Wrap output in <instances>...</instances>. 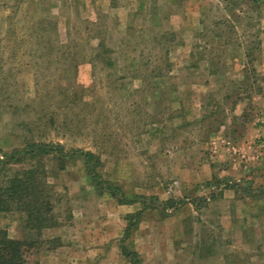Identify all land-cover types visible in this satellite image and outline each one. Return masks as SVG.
Masks as SVG:
<instances>
[{
	"label": "rangeland",
	"instance_id": "obj_1",
	"mask_svg": "<svg viewBox=\"0 0 264 264\" xmlns=\"http://www.w3.org/2000/svg\"><path fill=\"white\" fill-rule=\"evenodd\" d=\"M32 141L134 202L79 154L0 163L43 164L54 225L0 211L28 264H264V0H0V155Z\"/></svg>",
	"mask_w": 264,
	"mask_h": 264
},
{
	"label": "trees",
	"instance_id": "obj_2",
	"mask_svg": "<svg viewBox=\"0 0 264 264\" xmlns=\"http://www.w3.org/2000/svg\"><path fill=\"white\" fill-rule=\"evenodd\" d=\"M99 47L104 50L106 48L103 42L99 43ZM111 64V63H110ZM79 154L83 158L87 175L97 188H103L112 194L119 195L122 202L132 203V199L126 197L118 185L105 183L96 173V165L98 159L96 155L80 148L65 149L59 143L32 141L24 145L21 149H17L8 154L0 155V163L7 161H17L21 158H35L37 162H41L44 157L52 156L58 163V169H63V163L71 156ZM2 157L5 161H2ZM43 164L32 166L26 172L13 177H6L0 181V211L11 208L12 204H16V208L26 215V224L29 228H35L40 232L41 229L54 225L51 218L47 217L49 205L42 197L40 189L39 173ZM136 198H144L137 196ZM141 211L128 216L129 224L124 229L125 237H128L134 223L140 218ZM37 232V233H38ZM25 241L8 237L7 232L0 229V264H28L25 257ZM122 254L129 259L130 264L137 263V254L127 249L125 245H121Z\"/></svg>",
	"mask_w": 264,
	"mask_h": 264
},
{
	"label": "crops",
	"instance_id": "obj_3",
	"mask_svg": "<svg viewBox=\"0 0 264 264\" xmlns=\"http://www.w3.org/2000/svg\"><path fill=\"white\" fill-rule=\"evenodd\" d=\"M52 254L49 252V250H46L45 252H42L38 258L39 263L38 264H54L53 257H51Z\"/></svg>",
	"mask_w": 264,
	"mask_h": 264
}]
</instances>
